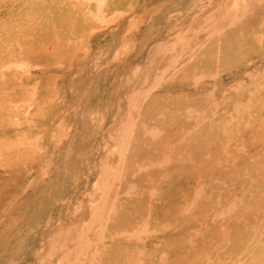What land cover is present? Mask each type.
I'll return each mask as SVG.
<instances>
[{
	"label": "bare ground",
	"instance_id": "bare-ground-1",
	"mask_svg": "<svg viewBox=\"0 0 264 264\" xmlns=\"http://www.w3.org/2000/svg\"><path fill=\"white\" fill-rule=\"evenodd\" d=\"M125 2L0 0V264H18L13 249L21 247L35 261L32 264L46 258V264H119L121 260V264H172L181 256L187 259L185 264L226 260L224 264H264V197L259 206L248 208L249 196L257 194L261 186L257 179L263 175H254L249 165L243 171L235 169L257 154L246 152L242 142L234 151L228 149L231 137L244 134L243 119L255 117V130L261 131L264 58L245 61L244 87L238 78L242 71L236 70L232 74L237 85H229L235 92L223 85L219 89L223 101L231 97L232 112L226 114L223 127L218 126L219 134L223 133L218 152L207 150L212 143L200 140L213 136L210 125L203 128L201 120L217 121L215 111H197L189 103L183 107L188 99L183 96L189 94L184 88L207 92L223 82L215 76L207 88L195 84L201 75H191V67L206 61L225 67L233 57H221V52L231 42H237L233 50L262 49L264 0H225L213 10L202 7L204 12L172 19L175 24L169 23L167 33L145 38L142 44L131 34L151 13L128 14ZM51 8L58 12L50 13ZM82 32H86L84 39L75 41V34ZM210 40L214 44L204 47ZM137 41L140 46L129 58ZM208 49L218 51L212 55ZM61 50L67 66L61 68L57 61L59 70H42L53 65L56 59L50 55ZM112 65L113 77H121L119 84L124 80L125 102L111 104L109 109L103 105L99 113L98 105H89L85 98L92 96L89 100L96 101L100 95L87 94L86 82L93 83L98 79L95 73L103 69L102 80L110 78ZM39 70L42 74L36 76ZM177 71L184 77L180 82L190 77L193 84L164 83ZM131 75L137 89L129 90ZM60 77L69 83L63 89L57 88ZM83 83L85 88L79 89ZM240 86L245 97L238 96L244 93ZM66 90L72 99L65 97ZM194 117L193 123L188 121ZM75 123V133L83 134L87 128L97 133L102 154L96 157L92 145L90 153L81 154L79 135L69 133ZM89 160L94 164H85L86 173L81 172L82 161ZM86 174H94L88 184L91 189L81 188V183L88 182ZM244 175L253 188L244 182ZM66 179L73 194L64 188ZM230 183L235 193H222ZM55 188L59 194L51 198L48 195ZM146 193L154 201L140 200ZM235 196L241 198L238 210ZM221 198L229 201L232 216L224 212ZM52 203L59 208L49 209ZM62 205H66L63 210ZM32 208L41 211L43 222L36 228L23 222L27 213L34 212ZM193 211L198 213L188 217ZM15 218L23 219L16 222ZM35 230L41 231L37 243L27 241ZM148 231L151 236L145 237Z\"/></svg>",
	"mask_w": 264,
	"mask_h": 264
},
{
	"label": "rangeland",
	"instance_id": "rangeland-1",
	"mask_svg": "<svg viewBox=\"0 0 264 264\" xmlns=\"http://www.w3.org/2000/svg\"><path fill=\"white\" fill-rule=\"evenodd\" d=\"M224 1L225 0H183V1H181V0H169V1L163 2V0H127V2L123 3L122 5H126V3H128V5H127V13L128 14H133V13H136V12H138L139 14L141 12H144L146 14H150L151 13V15H149V16L150 17L152 16L153 19L152 20H148V18H149V16H148L144 21H142L141 23H138L139 24V25L137 24L138 26L133 28L134 31L131 34L132 38H133V36H134V38L138 37L139 44H142L145 38H148V37H150V38L151 37L160 38V37H162L165 33H167L166 29L170 26L169 23L171 24V23H173L174 21H177V20L180 21L183 14H184L183 16H186V14L187 15L189 14L191 16V15L197 13V11H199V10L202 11V7L204 8V10L205 9L206 10L207 9L213 10L214 7H218V5L221 6L224 3ZM168 2H169V5H168ZM226 2L231 3V0H226ZM128 6H130V8H132V9H130ZM51 9L52 10L49 11V12L52 13V14H56V12H58L56 9H53V8H51ZM202 12H204V11H202ZM172 19L174 20L173 22H171ZM57 23H59V19L57 20ZM174 24H175V22H174ZM180 31H182V30H180ZM136 35H137V37H136ZM85 36H86V32L75 34V41H76V38L78 39V42H79V38H81L80 41H82V39H84ZM68 37L71 38L70 35ZM138 41L136 42V45H135V48L133 49V51L130 53V55H128L129 58L133 55L134 52H137L136 49L140 46V45H138ZM214 41L215 40L205 41L203 43V45H204V47H208L209 43L210 44H214V43H212ZM147 44H149V42H147ZM231 44H232V42L230 44H227V46L224 47L222 49V52H221L223 54L221 57H227L230 60H231V57H233L232 62L229 61L230 63H226L225 64V67H227V68L229 67V65L233 66V67H230V69H225V67H223V64L221 62L206 61L203 64H198L195 67H191L192 70L189 71V73H191V75H195V76H199L198 74L201 75V77H199L201 79H199V78L197 79L196 78V80L194 82H195V84H204L205 88L208 87L207 82L210 81L211 78H213V77L215 78V76H217L216 78L221 77L223 82H222V84L220 86L217 87V89H214L213 91L212 90H208L207 92H206V90H198V89L194 90V91H190V88H187L186 86H185L186 88L183 89L185 91L184 93H187V92L189 93V94L183 96L184 99L188 98L187 100H184L183 107L186 106L189 103V104H192V105H196L197 108L196 107L195 108H196L197 111H198V108H199V110H203V109L207 108L208 109L207 113L209 111L210 112H214L215 111L216 114L215 113L214 114H215L216 118L218 119L217 121L215 120V118H213L214 119L213 121H207V122H206V120H204V121L201 120V122H202L201 126L203 128H206L208 126V124L210 125L209 126L210 127V131L214 132L213 136H210V134H208V138L202 137L200 140L201 141L206 140L205 142H203L204 144H206V142L208 140L212 144L209 145L211 148L210 147L209 148L206 147V149L207 150H211V151H216V152H218V147L223 144V140L221 138L223 133L219 134L218 130H220L221 128L218 127V126L223 127V125H224L223 123L225 122V120H227L225 118L228 117V115H226V114H229V113L232 112V109H231L232 100H229V98H231V97H228L226 99V101H223L224 98L221 97L220 93H219L220 87L223 85L224 89L229 91V88H230V91H234L232 88L235 87L237 84L234 81L236 79V75L233 76L232 73L234 71H236V70H241L242 71V72L240 71L242 74H240L238 78H240L239 83L242 82L241 86L244 87L245 84H243V83L246 80V76L244 75V72L246 70L245 65H244V64H246L245 61L250 58V60L253 59L256 62L259 59H261V57L264 58V46H263L264 43L262 45L263 46L262 49H260V48H258V49L255 48L253 50L249 49L246 52L243 50V48L240 49V50H236V49L233 50L232 49L233 47L235 48V45L237 44V42L234 45H231ZM107 46H108V44H107ZM209 49H208V51H210V53L212 55L215 54L214 51H218L217 49H215V50H209ZM238 52H240V53H238ZM64 54H65V51L61 50V52H58V53H56L54 55H50V57L52 59H56V60L54 61L53 65L49 66L48 68H43L42 70L47 69L49 71L53 67H54V69L59 70L60 68L55 65L57 61L61 62V65H62L61 68H64L63 66L66 67L67 65H65V63H66L65 60H64L65 58L63 57ZM260 55H262V56H260ZM219 61H220V59H219ZM215 68L216 69L218 68V69L216 70ZM108 69H109L108 70L109 72L111 71L110 72V78L108 76L106 79L102 80V75H103V72L105 70V69H103L102 71H98L97 73H95L96 77L98 76V79H96L93 83L86 82L87 83V85H86L87 94L91 92L90 95H92V93L94 92L96 95H100L98 97V99H96V101H92V99L89 100L92 96H90L88 98H85L88 101L89 105H92V106L98 105L97 107H99V110H98L99 113H101L100 109H101V106H103V105H105L106 109H109V107H111V104H121V103L125 102V99L123 100V97H122V95L126 91L124 80H123L122 83L119 84V81H120L121 77L120 76L116 77V79L113 77L114 76V72H115L114 71V66L112 65ZM42 70H39L38 72L35 71L36 72V76H38V75L41 76V74H42L41 71ZM181 71H183V69ZM174 73H175L174 74L175 77L174 78H170V81L165 80L166 77H167V75H166L163 78L165 80L164 83L167 81V82H172L171 84H173V83L174 84H188V85L189 84H193L192 83L193 80L190 77L185 79V80H183V82H180L184 77L183 78L181 77L180 71H177V72H174ZM84 74L88 77L87 72L84 73ZM132 77L133 76L131 75L130 76V80L131 81L126 79L128 82H130V83H128V87H130L129 90H133L134 88L137 89V87H136L137 84L132 86ZM60 78H62V77H60ZM163 79H162V81H163ZM62 81H63V83H62ZM62 81H61V84H60V81H58V87L57 88L60 87V88L63 89V87H65V85L67 86V84H69L68 82L65 81L64 78H62ZM233 82H234V86L231 88V86H229V85L231 83H233ZM84 84L85 83L79 84L78 88L79 89L81 87L85 88ZM118 84H119V87H118L117 91H115V87ZM88 86H89V88H88ZM241 86H240V88H241ZM253 86H251V88ZM93 89H94V91H93ZM241 89L243 90L244 93H241L242 91L239 92L240 93V95H238L239 98L240 97H245V92L246 91H245L244 88H241ZM108 90H109V92H108ZM156 90H158V88ZM119 91H122V92H119ZM211 91L213 92L212 96H211ZM260 92H261V94L264 97V91L261 89ZM65 93H66V96H65L66 98H68L69 100L72 99L71 93L69 94L67 90L65 91ZM239 93H237V94H239ZM232 94H234V93H232ZM235 96H236V94H234L232 99H235ZM119 98H120V100H119ZM258 99L259 98L257 97L256 100H258ZM180 100H182V99L180 98ZM191 100H193V101H191ZM210 101L213 102V103L209 107V106H207V103L210 102ZM57 102H59L60 104L63 103V102H61V99H59V100L57 99ZM222 104H224V105H222ZM215 105H216V108H215ZM98 112H97V116H98ZM104 112L107 113V111H105V110H104ZM122 115H125L124 110L122 112ZM176 115L179 116V112H177ZM99 116H100V114H99ZM195 120H196L195 117L193 119H188V121H190L191 123H193ZM69 122H74V121H69ZM244 124H246V125H244ZM258 124H262L261 131H260V128L258 130L257 129L255 130V127L257 125L255 117H253V118L252 117H250V118L247 117V118L243 119L241 127L244 130V134L243 135H239L237 137H231L232 138V140H231L232 141V146L228 147L229 150H232V148L233 149L237 148V146L240 147L239 146L241 144L240 142H242V145H243L242 147L247 148L246 152H251V154L254 152V153L257 154V156L255 157L254 160H248V161H246L245 164L242 163L241 165L235 167V169L241 167L242 169L240 171H243V170H245L244 167L249 165V166H252V170L251 171L254 173V175L255 174L263 175L262 177L257 179V181H259L260 185H261L258 188V190L256 191L257 194L249 196V199L253 200V201L251 203L250 200H249L248 208H251L253 206H259L260 205L259 201L261 199H263V197H264V180H263L264 179V118L259 117L258 118ZM75 126H76V123L71 128H69V133L72 134L73 136L74 135H76V136L79 135V140L77 141V143L78 142L80 143L79 147H80L81 154H83L84 152H89L90 153V151H92L91 145L95 147V149H93V150H95L97 152L96 157L99 154H102V152L100 150V144H96L98 142V140H99L97 133L89 132L88 128L86 130H84L85 132L83 134L75 133ZM91 127H96V125L91 126ZM76 130L77 131L80 130V127L78 129H76ZM255 137H256V139H255ZM75 141H76V138H75ZM232 151H234V150H232ZM203 154L204 153H202V155ZM70 155L73 157V159L75 158L74 153H72V150H71V154ZM217 155H220V153L217 154ZM80 158H81V156H79V159ZM75 161L77 163H79L78 160H75ZM0 164H2V158L1 157H0ZM82 164H83V166H82L83 169H81V172L86 173V171H85L86 165L85 164L92 166L94 164V161L93 160H91V161L89 160L88 162L87 161H82ZM93 175L94 174H86L85 175V176H87V181L88 182L85 183V185H84V183H81L82 184L81 185L82 189L84 187H86L87 189H91L88 184L90 183L91 179L94 178ZM44 177H45V175H44ZM242 178L245 180L244 182L247 183V185H250V188H253L252 182L249 183L250 178H249L248 175H244V176H242ZM83 181H86V180L83 179L82 182ZM71 187H72V184H71L70 179H66V184L64 185V188H66V191H69L70 193L73 194L74 188L73 187L71 188ZM243 187H245V186H243ZM224 189L225 190L222 193L227 194L230 191H233L234 188L231 187V183H230L229 186L227 188H224ZM227 189H228V191H227ZM58 190L59 189H56V190L52 189L48 196H50L51 198L57 197L58 194H59ZM233 192L235 193V191H233ZM148 195H149V193H146L144 196L141 197L140 200H142L145 203L152 201L154 199L153 195L150 194L149 198H147ZM150 196H152V197H150ZM223 199H225V198H221L222 203L224 205V212H228V214L230 216H232V213L228 210L229 209L228 208L229 201H227V200L224 201ZM240 199H241L240 197H236L235 196V200L237 202V205L235 206V209L237 208V210H238V208H239V206L241 204ZM53 204H54L55 207L53 206ZM65 206L66 205L60 206L62 208L61 210H63V208L65 209ZM70 206H71V204L68 207H70ZM58 208H59V206L57 207L56 203H52L51 205H49V209L55 210V209H58ZM43 210H45V209H43ZM32 212L33 213H30L31 215H28L29 213H27L24 216V221L23 222L26 223L28 226L35 225V226H32V227L36 228V224L37 223H42L43 222L42 218H41V211H40V208L36 209V210H33V208H32ZM190 213L191 214L188 217H190V216L193 217V214H196L198 212L193 211V212H190ZM15 219H18V218H15ZM22 219L23 218H19L18 220H15V221L19 222V221H22ZM1 225H0V229H1ZM48 227L51 228L52 225L50 224V226L48 225ZM24 228H25V224L23 225V230H25L28 233V231L26 229H24ZM41 228H42L41 231H43L44 230L43 227H41ZM35 231L33 232V236L30 235V237L27 239V241H29V242L34 241V243H37L36 238L38 237V235H40L41 231L40 232H38V231L35 232ZM149 232L150 231L145 232V237L146 236H151V234H149ZM164 235H165V233L163 234V232H162V236H164ZM153 236L156 239L155 233L153 234ZM248 236L251 238V234H248ZM13 240H14V238L12 239V241ZM135 243H140V242L136 241ZM43 247H45V248L47 247L45 243L43 244ZM23 248L24 247H21L20 249H17V248L13 249L14 250L13 258H17L18 259V260H14V261L15 262L17 261L18 264H24V261L26 263H29V264L35 263V261L32 258L29 259V254L26 251H24ZM200 248L203 249V248H206V247L205 246H201ZM159 250H160V247H159ZM161 251H163V249ZM220 252L223 253L222 250ZM42 254H43L42 257H45L46 251H43ZM118 255L120 256L121 254H118ZM25 256H27V257H25ZM150 256L147 255V257H149V258H150ZM47 259L48 258L44 259V261L42 260L41 264H46ZM144 260H145V258H144ZM147 260L148 259H146L145 261L147 262ZM186 260L187 259H184L181 256L180 260H176L175 262L174 261H170V262L172 264H185ZM225 262H227V260ZM121 263H123L122 260H121V262L119 264H121ZM6 264H8V263H6ZM186 264H188V263H186Z\"/></svg>",
	"mask_w": 264,
	"mask_h": 264
}]
</instances>
